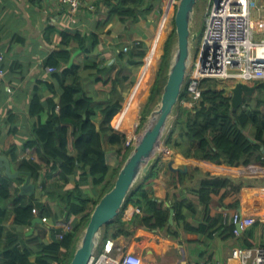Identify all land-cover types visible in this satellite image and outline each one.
Wrapping results in <instances>:
<instances>
[{"label":"crops","instance_id":"obj_1","mask_svg":"<svg viewBox=\"0 0 264 264\" xmlns=\"http://www.w3.org/2000/svg\"><path fill=\"white\" fill-rule=\"evenodd\" d=\"M120 1L79 0L77 11L72 13L71 4L64 0H0V51L4 54L5 67L4 77H0V155L10 160L12 172L19 171L17 177L11 178L3 168L0 177L9 180L12 191L11 197L0 204V210L8 212L4 222H0L8 231L29 237L39 235L44 230V240L51 242L56 238L57 220L67 219L66 209L58 197L51 198L50 192L42 190L33 175L32 182L38 186L34 194L36 201L51 207L53 213L59 216L53 219L42 213L35 214L31 224L17 226L12 211L13 199L24 196L23 200L29 201L32 198L20 194V162L24 159L34 160L38 164L43 162L38 145H28L34 137L36 121L30 112L32 99L40 94L41 104L45 108L42 113L43 122L51 114L49 98L59 101L61 84L55 81V71H50L46 64L52 53L71 50V60L67 66H88L92 62L102 68L109 67L106 78H120L116 94L123 96V106L112 121L114 131L127 138V132L136 133L141 128L142 116L158 75L166 42L174 30L176 0L129 2L123 8L125 12H115L107 21ZM262 15L263 10L255 11L257 18ZM259 21L262 30L264 17ZM63 34L81 37L82 46L75 38L64 44ZM129 50L136 55L130 54ZM152 54H155L154 69L151 71L149 85L146 89L141 88L134 103L128 106ZM80 76L86 93L97 104L103 105L113 97L114 93L95 88L98 77L96 69H82ZM101 118L99 114L95 121L99 129ZM10 136L17 146L16 158L5 148ZM108 140L104 138L103 146L111 166V179L122 157L117 151L119 146L112 145ZM261 154L257 153L248 165L230 166L227 163L217 164L186 157L167 145L163 146L159 156L164 167L159 179L152 182L154 195L170 209L174 208L175 214L176 204L182 201L190 203L183 210L192 230L184 229L174 214V223L169 225L175 230H150L136 226L130 236L114 237L116 246H120L124 252L138 253L142 257V264H241L233 256L236 247L264 244V147ZM206 173L228 177L235 187H239V183L242 186L240 190L228 187L229 191L225 189L226 195L222 189L218 194L207 192L201 195L198 192L200 181ZM180 175H183L182 181L179 180ZM54 182L55 186L50 187L49 191L55 196L78 188L88 196L97 198L103 191V185L95 184L92 176L86 174L81 166L70 175L67 183L62 180ZM234 210H239L251 220L245 232L240 235H231L225 231L228 219L224 218V213ZM138 213L142 214L141 209L130 203L125 206L122 215L130 221ZM42 216H47L49 220L43 221ZM36 218H41V221H35ZM70 219L74 222L75 218ZM4 261L0 257V264Z\"/></svg>","mask_w":264,"mask_h":264},{"label":"trees","instance_id":"obj_2","mask_svg":"<svg viewBox=\"0 0 264 264\" xmlns=\"http://www.w3.org/2000/svg\"><path fill=\"white\" fill-rule=\"evenodd\" d=\"M135 1L137 0H121L111 11L107 21L115 12L120 14L122 11L125 12L123 10L125 4ZM202 36L201 32L199 40ZM74 38L82 46L81 37L62 35L64 44H68ZM94 39L97 41L96 36ZM175 40L176 28L174 27L165 45V53L146 111L142 116L141 127L162 93ZM130 54H134L133 51ZM150 57L152 58L145 68L146 80L144 82L146 84L152 78L151 71L154 69L155 54ZM70 60L71 50H66L52 53L46 62L48 66L56 67L53 77L61 84V93L58 102L54 98H49L51 114L45 122L42 120L45 108L41 104L40 94L33 97L30 112L36 121L34 137L29 140L28 145H38L42 152L43 162L38 164L31 159L22 160L19 164L22 174L19 177L22 183L27 179L28 172H31L42 190L50 192L51 198L58 197L66 209V218H75V227L73 231L65 235L64 239L54 238L51 242H46L44 230L39 235L25 237L19 232L6 230L0 223V257L5 259L3 264H69L91 213L103 194L114 184L119 170L133 148V145H124L126 135L115 132L112 123L123 106V96L116 94L120 78L118 76L106 78L110 68H102L92 62L88 66L81 64L67 66ZM130 61L134 62L132 59ZM87 68L96 69L98 72L95 88L114 93L107 103L97 104L94 98L86 93L80 74L82 69ZM255 84H258L256 95L246 99L245 105L239 110L232 111L231 96H227L223 90H218L216 87L203 89L200 100L192 107H188L184 103L190 99L186 83L176 106L175 118L164 136V144L186 157L209 160L217 164L227 163L230 166L250 164L257 153L262 155L261 149L264 147V80ZM141 85L140 79L136 92L131 98L134 101L142 88ZM99 114L102 115L100 129L95 123ZM104 138H109L108 141L112 145L119 146L117 151L122 157L111 179L109 177L111 166L107 162L108 154L103 146ZM13 142L10 136L5 148L16 158L17 146ZM80 166L86 170V174L92 176L95 184L103 185V191L99 197L88 196L78 188L57 196L49 191L50 187L55 186V182L52 183L53 180H62L67 183L70 175L76 173ZM163 167V160L159 156L148 173L127 196L123 209L132 203L141 209L142 214L138 213L128 221L123 218L122 209L115 219L104 226V240L122 235L130 236L136 226H143L150 230H175L169 225V206L155 197L152 186V182L159 179ZM179 180H183V175H180ZM230 186L234 190H240L242 184L239 183V187H235L228 177L206 173L200 181L198 192L201 195L207 192L218 194L219 191L228 190ZM11 192L9 180L1 178L0 204L11 197ZM23 198L24 196H20L13 199V219L17 226H26L33 222L35 215L33 208L35 207L39 208L43 215H48L53 219L59 216L58 213H53L51 207L37 202L35 196H32L29 201H24ZM187 205L190 206V203L183 201L176 204L175 219L184 229L192 230L183 210L185 206L188 207ZM7 213V210H0V222H4ZM234 229L235 224L229 219L225 231L232 235Z\"/></svg>","mask_w":264,"mask_h":264},{"label":"built area","instance_id":"obj_3","mask_svg":"<svg viewBox=\"0 0 264 264\" xmlns=\"http://www.w3.org/2000/svg\"><path fill=\"white\" fill-rule=\"evenodd\" d=\"M64 1L71 4L72 13L77 11L79 0ZM256 10L264 11V0H209L204 34L186 79L188 97L194 104L201 98L204 80H230L233 83L229 96H232L231 88L238 81L255 84L264 80V29L261 30L259 25V19L264 15L257 18ZM261 32L263 37H257ZM48 69L56 71L54 66H48ZM4 74V54L0 51V77ZM184 103L188 105L187 101ZM137 139L138 135L133 133L126 138L125 145H134ZM33 212L41 214L37 207ZM224 218L235 224L234 235L242 234L251 222L239 210L225 211ZM42 219L49 220L47 216H42ZM55 227L56 238L62 240L74 230L75 225L67 218L57 220ZM233 256L241 264H264V244L236 247ZM89 264H142V257L136 252H124L116 246L114 238H108L102 241Z\"/></svg>","mask_w":264,"mask_h":264},{"label":"water","instance_id":"obj_4","mask_svg":"<svg viewBox=\"0 0 264 264\" xmlns=\"http://www.w3.org/2000/svg\"><path fill=\"white\" fill-rule=\"evenodd\" d=\"M198 1L176 0L175 2L176 40L160 98L143 123L141 133L119 170L114 184L103 194L91 213L69 264L90 263L104 240V226L121 213L130 191L148 173L160 155L169 120L173 115L175 118L176 106L195 57L193 44L197 41L199 32H193L192 23ZM257 90L258 84L243 81L235 83L231 88V110H239L245 105L246 99L255 96ZM3 168L6 170V175L11 178L19 175V171H11L10 160L0 155V177L3 175ZM19 187L21 195L36 194L38 186L32 182L31 172H28L27 179ZM174 214L175 209L171 208L169 224L174 223ZM35 221L40 222L41 218H36Z\"/></svg>","mask_w":264,"mask_h":264},{"label":"rangeland","instance_id":"obj_5","mask_svg":"<svg viewBox=\"0 0 264 264\" xmlns=\"http://www.w3.org/2000/svg\"><path fill=\"white\" fill-rule=\"evenodd\" d=\"M208 5H209V0H199L198 1L197 8H196V12H195V16H194V20H193V23H192L193 32L198 31L199 34L201 32L204 34L205 18H206V13H207V7H208ZM174 27H175V17H174V22H173V28ZM257 37H263V35L259 34V35H257ZM201 40H199V38H198L197 41H195L194 44H193V52H194V55L196 54L197 47L200 44ZM140 79H141V82H142V85H141L142 88L143 89H146L147 86L149 85V83L146 84L144 82L146 80L145 70L142 73V76H141ZM232 83L233 82H231L230 80H204L203 83H202V85H201V87H202V89L209 88V87H216V89L223 90L225 92V94L227 96H229V88L231 87ZM187 102H188V105H187L188 107H192L194 105V101L191 100V99L187 100ZM128 103H129L128 105H132L134 103V100L133 99H130ZM173 120H174V115L169 120V123H168V126H167V128H168L167 130L168 131H169L170 125L173 122ZM122 132L123 133H126L125 131H122ZM127 133H129V134H127V136H131L133 134V133H130V132H127ZM140 133H141V129L136 132L137 135H140ZM162 146H165V144H164V138H163V144H162Z\"/></svg>","mask_w":264,"mask_h":264},{"label":"flooded vegetation","instance_id":"obj_6","mask_svg":"<svg viewBox=\"0 0 264 264\" xmlns=\"http://www.w3.org/2000/svg\"><path fill=\"white\" fill-rule=\"evenodd\" d=\"M257 93V92H256ZM256 95V94H255Z\"/></svg>","mask_w":264,"mask_h":264}]
</instances>
